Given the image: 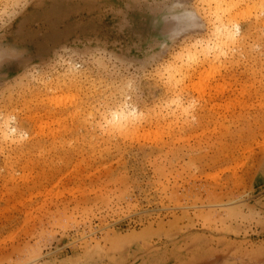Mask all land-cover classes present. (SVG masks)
I'll list each match as a JSON object with an SVG mask.
<instances>
[{"label": "rangeland", "instance_id": "obj_1", "mask_svg": "<svg viewBox=\"0 0 264 264\" xmlns=\"http://www.w3.org/2000/svg\"><path fill=\"white\" fill-rule=\"evenodd\" d=\"M0 264H264V0H0Z\"/></svg>", "mask_w": 264, "mask_h": 264}, {"label": "bare ground", "instance_id": "obj_2", "mask_svg": "<svg viewBox=\"0 0 264 264\" xmlns=\"http://www.w3.org/2000/svg\"><path fill=\"white\" fill-rule=\"evenodd\" d=\"M120 115H122V114H120ZM122 116L124 117V115H122ZM115 118L119 119V118H121V117H119V115L116 114V115L113 116V119H115ZM127 120H128V119H127ZM121 125H122V124H121ZM121 125L119 124V125H117L115 128L118 129V130H120V129H121V128H120ZM111 128H112V127H111ZM109 131H110V130H109Z\"/></svg>", "mask_w": 264, "mask_h": 264}]
</instances>
